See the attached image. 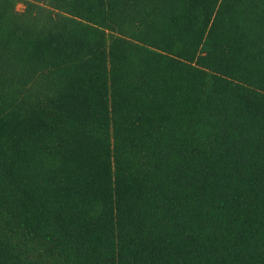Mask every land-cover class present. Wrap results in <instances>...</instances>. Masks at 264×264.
Wrapping results in <instances>:
<instances>
[{"label": "trees", "instance_id": "trees-1", "mask_svg": "<svg viewBox=\"0 0 264 264\" xmlns=\"http://www.w3.org/2000/svg\"><path fill=\"white\" fill-rule=\"evenodd\" d=\"M0 264H264V0H0Z\"/></svg>", "mask_w": 264, "mask_h": 264}, {"label": "rangeland", "instance_id": "rangeland-1", "mask_svg": "<svg viewBox=\"0 0 264 264\" xmlns=\"http://www.w3.org/2000/svg\"><path fill=\"white\" fill-rule=\"evenodd\" d=\"M19 8H20V9H22V8H23V6H22V5H20V6H19Z\"/></svg>", "mask_w": 264, "mask_h": 264}]
</instances>
